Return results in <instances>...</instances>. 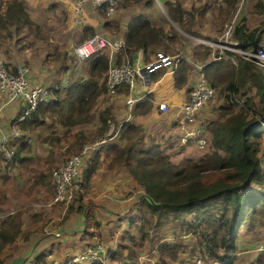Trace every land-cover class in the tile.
I'll use <instances>...</instances> for the list:
<instances>
[{"label":"trees","instance_id":"1","mask_svg":"<svg viewBox=\"0 0 264 264\" xmlns=\"http://www.w3.org/2000/svg\"><path fill=\"white\" fill-rule=\"evenodd\" d=\"M141 1L122 0L116 10ZM206 1L198 6L192 5L189 9H185L180 1H165L163 4L170 20L195 36H200L191 30L195 14L204 15L206 10H210L217 12V17L224 23L234 22L232 38L241 48L252 50L262 44V27L248 28L246 20L249 13H264V0H245L241 9V0ZM98 10L105 19L102 27L108 33L117 35L120 31L118 21L110 19L104 7ZM23 28L29 31L39 29L30 19L25 4L20 0L0 3V38L11 35V30L18 33ZM94 34L93 28L85 26L79 41ZM164 36L171 42L178 38L173 30L167 36L164 27L151 22L147 15H133L126 24L124 46L116 54L115 63L120 64L124 57L132 61L138 51H142L145 61L159 48L170 51V47L162 40ZM107 53L108 49H105L80 61L76 58L77 72L70 74L66 86L53 88L52 98L39 103L27 118L18 121V114L14 120H17V129L33 132L38 128L57 126L56 129H63L62 135L52 130L47 138L51 143L67 142L66 152L72 155L78 154L85 143L115 136L117 141L104 147V154L109 157L107 166L124 168L142 187L144 194L140 199V221L133 222L129 229L128 237L133 240V245L127 246L130 250L129 264L136 263L135 250L142 248L151 237L147 230L149 221L159 228L171 219L182 220L185 234L195 236L191 256L199 252L197 255L216 260L219 264H235L241 226L248 219L264 218V192L255 196L247 192L251 184L264 190V128L261 127V121H264V71L229 51L220 54L218 49L212 51L209 47H203L197 60L205 62L203 74L209 84L215 90L218 89L221 104L217 107V117L206 124L209 131L207 150L204 149V154L194 160L193 157L183 156L178 165L169 159L170 156L154 138L143 137V129L139 124L131 120L120 124L112 115L111 106L97 113V124L91 132L76 129L80 125L90 124L96 116L93 114L96 101L101 96H109L106 84ZM233 57L237 58V64L231 61ZM73 64H64L61 71L66 72ZM189 69L186 61L179 59L173 72L175 87L186 85ZM158 74L153 73L152 79ZM120 89L127 91L125 86ZM149 97L150 94L147 100L134 105L131 111L133 115L150 111L152 103ZM47 118L51 122L47 123ZM24 140V135L16 140L12 165L26 166L34 161L28 155L31 147ZM122 140L125 142H120ZM98 159L99 155L95 154L91 163L86 165L81 174L84 182L95 171ZM3 228L6 227H0L1 247L13 237ZM123 247L126 244H120L118 250ZM187 247L178 241L159 243L156 246V264L178 261V254ZM249 264H264V251Z\"/></svg>","mask_w":264,"mask_h":264},{"label":"crops","instance_id":"2","mask_svg":"<svg viewBox=\"0 0 264 264\" xmlns=\"http://www.w3.org/2000/svg\"><path fill=\"white\" fill-rule=\"evenodd\" d=\"M5 1L9 0H0V3L2 4ZM20 1L25 4L30 19L40 28L39 19L46 20L52 18L54 11L55 13H58L66 11L67 9H73V5L77 0ZM165 1H180L185 9L192 7L191 5H187L189 0H142L141 2H143L142 4L144 8L148 7L147 5H149L150 2L154 3L155 10L156 3H164ZM203 1L206 0L195 1L193 6H198ZM133 6L134 4L129 5L127 8H120L112 15L108 16L111 17L110 19L113 18L119 23L120 31L117 35H114L108 33L102 27L105 19L100 15V11L95 8L91 2L78 14V19H81L82 21L76 36H81L82 28L89 26L94 29L95 34L103 31L107 35L105 37H107L111 43H124L123 39L126 31V24L133 15H136V12L138 11L135 7L133 9ZM53 7L54 11H50ZM214 10H216V8H214ZM209 11L210 10H206L204 15L196 13L194 16L195 23L191 27V30L199 33V37H193L187 34L190 32L181 30V33L184 34V36H181L186 38L190 37L193 43L191 48H194V50L197 49L196 55H189V53L185 55L183 53L184 58L188 60V63H186L190 66L186 85L180 88L175 87L173 77L174 71L170 68L162 67L161 69L159 68L160 70L158 69L153 72L154 74H159L149 85L137 82L130 90L128 88L127 91L119 89L115 95L108 94L109 96L104 99L103 103L104 107H112V115L120 124L124 121L131 120L135 124L142 125L144 138H155L161 149L169 155L170 159L173 161L181 160L183 156L198 158L204 154V149H200L194 144H180V127L177 126V123L179 119L178 106L186 99L198 74L197 68L194 64L203 66L205 63H200L197 60V55L202 51L203 47L208 46L199 42L198 39L204 38L205 40L216 41L213 38H210L212 30L207 27L209 21L208 19L211 17L212 20L214 19L218 22L222 19L217 17V12ZM55 16L58 17L57 14H55ZM261 17L264 19V13L261 14ZM149 18L151 19H149L151 22L162 25L161 19L159 17L156 18L154 14L149 16ZM205 21L207 22L205 23ZM246 23L248 28H254L261 25V31H263L262 36H264V23L260 25H250L247 20ZM194 27L195 29H193ZM164 29L167 36L171 35L170 33H167V29L165 27ZM11 31V33H15L13 30ZM23 31L25 34H32V32L26 28H23ZM20 32H22V30ZM206 36H209L210 39L205 38ZM78 42L79 38L77 37V40L71 42L68 47H72L73 51L74 46ZM180 46H182L185 51L191 50L186 43ZM209 48L212 49V51L216 50L212 47ZM121 49L112 50V52L108 50L107 57L112 55L114 61L116 62V54ZM3 53L6 55L1 56ZM172 55H174V53H172ZM18 56L21 58L20 55ZM0 61H3L6 64L11 63L8 65H12L13 68L22 63L21 61H16L14 54L6 53L3 49L0 51ZM133 61H135L134 57ZM76 65L74 62L72 68L70 67L66 72L59 69L60 71L58 70L57 74L54 73V77L51 78V82L44 84H46L47 87L49 86V88L64 86L61 78L66 76L67 73L68 78H70V74L76 73ZM28 68L29 72L27 76L33 83L42 84L43 81L46 82L47 78H49L48 76H42L40 78L38 76L39 71L37 68L33 69L30 65ZM149 94V100L152 103L150 111L146 114L136 116L133 115L131 111L134 105L137 102L147 100ZM128 98H134V103L131 105L127 104L126 101ZM161 101H165L169 105L166 112L161 111L158 108V103ZM220 104H215L216 106L214 105V109L212 108V105H205L200 110L199 116L204 120L215 119L217 117V107ZM19 112V101H9L5 95H0V135L12 134V129L14 127L13 122ZM56 127L57 126L49 129L55 131L61 130L56 129ZM41 130L46 129L38 128L33 132H28L26 130L20 131V134L26 137V140L24 141L32 144L31 152L28 155L29 157H33V163L31 162L27 164L28 166H19L18 164L12 165L11 162L8 165H5L3 160H0V227H6L3 229L6 232H9V235L13 236L11 240L5 241L0 250V264H23V260L29 254L35 255V258L37 259H43L45 254L48 253L52 254V256L57 259L74 256L75 254L83 251L85 246L90 242L94 233H98L102 239L107 253L108 245L110 247H114V243H124L128 247L130 245L132 246L133 240L128 237L129 229L131 228L130 225L133 222L140 221V199L144 194L142 187L134 181L124 168L119 166H107L109 157L104 154V147L112 141H117L115 136L108 138L106 144L98 151L91 152L89 154L90 161L93 160L95 154L99 155L95 171L91 174L87 182L83 181L80 194L73 203L74 207L70 208L72 206L71 205L68 209H64L60 204H52L51 202L54 192L50 176L52 171L47 167V165H44V163L48 164V162L51 163L56 161V159H54L56 154L53 156L52 152L55 153L57 152V149H64L67 145L65 144L64 146H59L57 143H51L50 139L47 138L51 133L40 132ZM18 136H10L13 146L16 145V140L20 137ZM88 163L86 165H88ZM86 165L82 168V172L86 168ZM42 174L44 175V179H42ZM15 176H18L20 180L21 176H23V181L28 182V185L23 186L22 188L20 186H13ZM248 188L251 189L248 192L252 193L254 196L264 192L262 188L254 184H251ZM128 202L130 204L129 206L132 207L127 208L128 205L126 203ZM254 219L246 220L243 225L248 226L250 221ZM260 221L261 220L259 219V225ZM149 229L150 225L147 224V230L151 233V230ZM56 233H59V235L56 236ZM125 236L128 237V239H126V242H123L122 240ZM121 238L122 240H120ZM163 241L173 240H159L158 244ZM0 242L2 241L0 240ZM256 243L257 241L252 237L243 239L240 238L239 235V251L236 255L235 264H249L260 252L264 251V243ZM156 246L151 250L152 254H148V257L150 256L148 261L151 263H156ZM188 247V249H185L183 252L178 254V261H171L169 264H182L187 258H189L191 256L190 250L192 246ZM185 255L188 257L185 258ZM136 256L137 258H140L138 255ZM116 257L117 254H114V256L111 254L109 256L108 253L106 259H110L111 261L117 263L118 260ZM208 264H211V262Z\"/></svg>","mask_w":264,"mask_h":264},{"label":"built area","instance_id":"3","mask_svg":"<svg viewBox=\"0 0 264 264\" xmlns=\"http://www.w3.org/2000/svg\"><path fill=\"white\" fill-rule=\"evenodd\" d=\"M86 0H77V4L81 5ZM122 0H91L95 8L104 7L107 16L112 15ZM234 22L231 21L226 25L224 32L216 41L205 40L199 38L198 41L208 47L218 48L220 54L229 51L237 57L255 65L264 71V44L252 50L241 48L232 38ZM166 42L165 37L162 38ZM124 43H111L107 37L100 34H94L82 41H79L73 49V53L79 60L95 54L96 52L108 49H121ZM179 59L188 60L183 55L175 53L169 54L165 51H156L148 61H145L142 51L136 53L135 61H130L124 57L120 64H116L112 55L108 57V68L106 71V84L109 95H115L123 86L129 90L132 89L137 82L145 85L152 83V73L159 68L167 67L174 71L176 63ZM234 64H237V58H231ZM198 74L194 84L191 87L186 99L178 106L179 119L177 126L180 127L179 141L181 145L188 143L194 144L200 149H205L208 144L209 131L206 127V120L199 116L200 110L209 102L216 98V90L209 84L203 74V66L194 64ZM29 68L25 65H19L15 68L6 65L0 61V95H5L7 100H17L20 102V112L18 121L27 118L35 111L38 104L48 101L52 98L51 90L43 84L33 83L27 76ZM135 101L134 98H128L127 104L131 105ZM158 108L166 112L169 105L165 101L158 103ZM17 120L13 122L14 127L12 134L0 135V153L5 165H8L14 158V146L10 136H18L20 131L16 127ZM261 127L264 128V121H261ZM108 139L103 138L94 142L85 143L78 154L71 155L63 165L52 171L51 179L54 192L52 195V204H60L64 209H68L81 190L83 185L82 168L91 161L89 154L98 151L106 144ZM56 236L59 233L55 234ZM106 247L98 233H94L90 242L85 246L83 251L64 259H57L52 254H45L43 259L35 258V255L29 254L23 264H90L100 262L106 264ZM145 256L140 257L137 264H142ZM219 264L216 260L211 261L201 255H193L182 264ZM150 264H156L149 262Z\"/></svg>","mask_w":264,"mask_h":264},{"label":"rangeland","instance_id":"4","mask_svg":"<svg viewBox=\"0 0 264 264\" xmlns=\"http://www.w3.org/2000/svg\"><path fill=\"white\" fill-rule=\"evenodd\" d=\"M195 1H199V0H189L187 5L192 6ZM244 2H245V0L240 1V5H239L240 7L238 6L239 9H241L243 7ZM90 3H91V0H86L85 3L78 5L77 1H76L75 4L73 5L74 6L73 9H67L66 11L58 12V13H55L54 7L51 8L50 11H54L52 14V18H49L46 20L39 19L38 21H39V25L41 27L36 31L32 30L31 31L32 34H25L24 31H22L20 33H11V35L5 36V38H0V51L3 49L4 51H6V53L14 54L16 61L22 62L20 65H25L27 67H29V65H30L33 69L37 68L39 71L38 76L40 78L42 76H46V77L48 76L49 77V78H47L46 82L43 81L42 84L46 85L44 83H50L51 78L54 77V73L57 74L58 73L57 71L59 69H62L64 64H72V63L76 62V56L74 55V53L72 51V47H70V46L68 47V45H70L71 42L76 41L77 37L78 38L80 37V35L76 36L77 31L79 30L80 23L82 21L81 19L80 20L78 19V17H79L78 14L81 10H84L85 6H88ZM142 3L143 2H141L140 4H138V3L134 4V6L132 7L133 9H134V7L138 9L136 14L137 13L138 14H145V15H147L148 18H149V16L154 14L156 16V18L159 17L161 19L162 26L167 29V33L171 34L172 30L177 33L178 38L175 42H171L168 40H166V42H165V44H167L170 47V51H167L169 54H171V55H172V53H174V54L179 53V55H184V54L186 55L187 53H189V55H194V54L196 55L197 54V52H196L197 49L194 50V48H191L193 43H192L190 37H188V38L183 37L184 34L181 33L182 29H180V27L178 26L177 23H173L167 17L166 8L164 7L163 3H156L155 4V10H154V3L150 2L149 5H147L148 7H146V8L143 7ZM2 4H4V3H2ZM249 4H250V2H249ZM215 7H217V6H215ZM55 14H57L58 17H56ZM208 20L209 21H208L207 27L210 30H212V35L210 36V38L217 40L218 38H220L221 34L224 32V30L226 28V25L229 22L224 23L223 20H220L218 22L217 20H214V19L212 20L211 17ZM206 22L207 21H205V23ZM247 22L250 25H253V24L260 25V24L264 23V19L261 17V15H258V14L255 15L253 13H249V14H247ZM193 29H195V27ZM178 33L180 34V36L178 35ZM97 34L107 36L103 31L97 32ZM187 34L191 35L193 37H197V36L190 34V33H187ZM181 35H183V36H181ZM164 37L166 39V36H164ZM206 37H209V36H206ZM57 39H59V40H57ZM262 42H263L262 44H264V36H262ZM181 43L183 45H184V43H186L187 46L190 47L191 50L185 51L182 48V46H180V45H182ZM212 48H214V47H212ZM214 49L217 50L218 48H214ZM218 50H220V49H218ZM158 51H163V48H159ZM4 55H6V54L3 53L1 56H4ZM18 55H20L21 58H19ZM153 55H152V57H153ZM7 64H11V63H7ZM8 66H12V65H8ZM67 74H66V76L61 78V81H62L64 86H66V83L69 81ZM64 86H62V87H64ZM53 88H56V87H53ZM253 91L254 90H252L250 93L252 94ZM216 93H217L216 98L207 104V105H212L213 109H214L215 104L217 105V104H220V102H221L218 89H216ZM106 97H107L106 95L101 96L96 101V104L93 108V114H95L96 116L94 117L92 122L90 124H83V126L80 125V126L76 127V129L81 128L82 130H84L86 132H91L92 130H94V128L97 124V120H96L97 113L99 111H101L102 109H104L103 103H104V99ZM209 120L210 119H208V120L206 119V122H208ZM46 121H47V123L51 122V120L49 118H47ZM140 127H142V125H140ZM45 129L46 130H41L40 132H51L52 131V129H49V128L48 129L45 128ZM56 132H57L56 133L57 135L60 134L59 136H61L63 129L56 131ZM142 133H143V131H142ZM143 137H144V133H143ZM72 139H73V136L69 138V141L71 142ZM121 142L124 143L125 141L122 140ZM66 143L62 142L61 144H63V145L59 144V146H64ZM29 145L32 148V144L29 143ZM205 150H207V149H205ZM205 150H204V152H205ZM56 151L57 152L53 153V156H55V154H56V156L54 158V159H56V161L51 162V163L48 162V164L44 163V165H47V167L51 171H53L55 168L63 165L65 163V161L72 155L71 152L70 153L66 152V148L57 149ZM194 159H196V158H193V160ZM170 160L173 163L180 165L179 164L180 160H176V161H173L172 159H170ZM51 174H52V172H51ZM26 175H28V174H26ZM14 179H15V181L13 183V186H20L22 188L23 186L28 185V182L23 181V176H21V180L18 178V176H15ZM45 180H46V176H45ZM51 183H52V179H51ZM250 190L251 189L248 188L247 192ZM79 194H80V191L77 193V195H79ZM130 200H129V202H130ZM129 202L126 203L128 205L127 208L132 207V206H129L130 205ZM73 207L74 206H71L70 208H73ZM128 213H129V210H128ZM259 219L261 220L260 225H259ZM181 222H182V220L171 219V220L167 221L166 223H164L161 227L155 228L153 225V221H151V222L149 221V225H150L149 230H151L152 236L150 237L149 240L146 241L143 248H139L138 250H135V255L139 256L142 254L141 256H143V255L145 256L143 259H141L143 264H150L148 261V258L150 256L148 257V254H152L151 250L158 244L159 240H164V239H169V240H173V241L178 240V242H181V243L185 244L186 246H192L193 247V245L195 244V236L188 233V234H186V237H185V228L182 226ZM172 229H174V230H172ZM239 235H240V238H243V239H247L248 237L254 238L257 241L256 244L264 243V219L256 218V219L250 221L248 226L243 225L242 228L240 229ZM122 238L120 240H122ZM126 239H128V237L125 236L122 241L126 242ZM119 245L120 244L114 243L113 246L115 247V249H114V247H110L108 245L109 256L111 254H112V256H114V254H117L116 259L118 260V262L115 263V262L111 261L110 259H108V260L106 259V262H107L106 264H129L128 262H131L130 259H128V254L130 255V253H129L130 250H129V248H126L127 245H126V247H123L122 250H118ZM1 248L2 247L0 246V250H1ZM188 248L189 247H187L186 249H188ZM141 256H139V257H141ZM187 257L188 256L185 255V258H187ZM241 260H243V259H241ZM139 261H140V258H136L135 262L137 263ZM239 264H242V263H239Z\"/></svg>","mask_w":264,"mask_h":264},{"label":"water","instance_id":"5","mask_svg":"<svg viewBox=\"0 0 264 264\" xmlns=\"http://www.w3.org/2000/svg\"><path fill=\"white\" fill-rule=\"evenodd\" d=\"M133 57L135 58L136 57V54Z\"/></svg>","mask_w":264,"mask_h":264}]
</instances>
